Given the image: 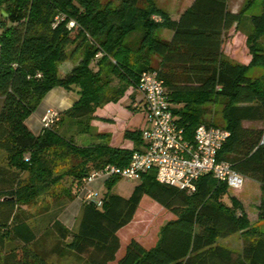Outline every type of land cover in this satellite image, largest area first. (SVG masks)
Listing matches in <instances>:
<instances>
[{
  "label": "trees",
  "instance_id": "16d2710c",
  "mask_svg": "<svg viewBox=\"0 0 264 264\" xmlns=\"http://www.w3.org/2000/svg\"><path fill=\"white\" fill-rule=\"evenodd\" d=\"M118 2L0 0V150L9 158V164L0 165L2 264H50L49 253L66 252L83 264H264V231L252 226L237 197L226 202L228 185L211 175L188 191L159 182L154 172L145 174L129 197L111 193L102 207L84 204L77 229L54 220L55 245L49 251L39 247L24 205L37 202L61 178L60 165L69 162L67 173H62L76 183L108 163L127 164L143 143L141 130L127 129L125 136L136 142L134 148L104 141L80 145L55 126L92 118L98 107L118 98L109 94L112 75L137 86L144 70H156L164 80L187 137L192 138L200 124L230 130L219 158L260 183L258 209L264 221V126L243 124L264 123V73L248 74L250 66H264V11L249 17L252 60L244 65L223 51L227 31L243 18L242 12L229 9L228 0H194L178 19L156 0ZM163 28L173 31L171 39L156 35ZM76 56L79 63L61 76L60 64ZM155 57L158 67L153 66ZM55 87L75 92L77 101L53 126L36 134L27 119ZM209 104L223 106L224 121L208 117ZM27 152L29 163L24 161ZM144 195L175 218L163 226L156 246L147 248L132 239L117 260L118 232L133 220ZM236 233L242 236L240 251L220 243Z\"/></svg>",
  "mask_w": 264,
  "mask_h": 264
},
{
  "label": "rangeland",
  "instance_id": "374dc122",
  "mask_svg": "<svg viewBox=\"0 0 264 264\" xmlns=\"http://www.w3.org/2000/svg\"><path fill=\"white\" fill-rule=\"evenodd\" d=\"M110 1L114 5L119 3L118 0H100L103 5ZM191 1L156 0L158 6L169 12L173 18H176V14L188 6ZM231 2L233 7L242 12L243 18L240 25H235L230 31H227L223 51L229 59L248 65L252 60V53L247 42L248 33L251 30L249 17L250 15H259L264 11V0H231ZM172 33L173 31L170 29H160L156 32V35L170 39ZM133 39H135V35L132 36ZM261 40L264 42V36L261 37ZM69 47L72 48V46ZM158 62L159 58L155 57L153 66L158 67ZM263 73V65L250 66L248 71V74L253 77L260 76ZM109 94L118 96V98L98 107L94 116L88 120L86 118L81 122H66V126L62 128L63 132L68 137H73L74 141L80 145H91L104 141L115 146L134 148L136 142L126 138V130L142 131L147 126L145 111L134 109L132 106L134 100L140 97L138 88L136 85L112 75ZM2 103L0 98V109ZM209 107L210 114L208 117L210 119L218 122L224 121L222 105L209 104ZM60 124L61 121L55 127H59ZM100 134L107 135L105 140L101 138ZM29 159L30 156L27 152L24 155V161L29 163ZM3 164H9V158L4 151L0 150V165ZM68 169L69 162L61 164L57 169V173H61V178L50 186L47 193H41L37 202L24 205L27 213L31 215L30 223L38 234L39 247L47 248L48 251L56 243V234L53 231L54 220L59 219L73 229L78 228L80 221V207L78 203L74 202L78 198L79 192L75 180H72L71 176L62 173H67ZM23 175L26 177L27 173ZM139 182L140 180L118 178L112 185L106 183L101 190V195L107 196L111 193H118L129 197ZM228 193L226 202L229 203L232 196L237 197L243 204L244 211L248 215L252 226L264 231V221L260 219L258 209L263 194H260L257 186L245 179L243 188L238 190L229 189ZM173 218H175V215L171 211L153 200L149 195H144L133 220L118 232L121 239V248L118 251L117 260L124 256L127 245L132 239L138 240L147 248L156 246L160 241L163 226ZM219 241L236 251H240L242 248L240 233L221 238ZM48 262L50 264H83V261L72 252H66L64 255L49 253ZM0 264H2V258H0Z\"/></svg>",
  "mask_w": 264,
  "mask_h": 264
},
{
  "label": "built area",
  "instance_id": "2783aa9c",
  "mask_svg": "<svg viewBox=\"0 0 264 264\" xmlns=\"http://www.w3.org/2000/svg\"><path fill=\"white\" fill-rule=\"evenodd\" d=\"M137 88L140 97L132 106L145 111L147 126L142 130L143 143L133 151L127 164L108 163L90 170L75 183L83 204L103 206L105 196L91 187L98 179L103 183L113 178L141 180L151 172L159 182L188 191H195L197 181L205 175L225 182L229 189L238 190L244 186L245 176L230 162L219 158L229 139V129L200 124L189 138L177 123L167 87L158 71L144 70ZM59 117L58 111L48 108L41 118L43 127L53 126Z\"/></svg>",
  "mask_w": 264,
  "mask_h": 264
},
{
  "label": "crops",
  "instance_id": "0c3cea01",
  "mask_svg": "<svg viewBox=\"0 0 264 264\" xmlns=\"http://www.w3.org/2000/svg\"><path fill=\"white\" fill-rule=\"evenodd\" d=\"M194 0L191 1L190 4H188V6H186L184 9H182L178 14H176V18H173V16H171L173 19H178L180 17V15L189 7L191 6V4L193 3ZM228 7L231 11L233 12H239L240 10L238 8H235L232 6V2L231 0H228ZM169 13V12H168ZM170 14V13H169ZM234 27V26H233ZM232 27V28H233ZM231 28V29H232ZM163 29H167V28H163ZM230 29V30H231ZM229 30V31H230ZM173 36V33H172ZM171 36V38H172ZM226 36V35H225ZM264 36V35H263ZM170 38V39H171ZM225 41V40H224ZM261 43L264 46V42L261 40ZM224 46V44H223ZM224 48V47H223ZM80 58L78 56H76L74 59H69L63 63L60 64L59 66V73L61 76H65L66 74H68L72 68L79 63ZM77 101V94L73 91H68L62 87H55L53 88L51 91H49L47 93V95L43 98L40 106L38 107L37 111L35 113H33L28 119H27V124L29 125V127L31 129H33V132H35L36 134L40 133V131H42V115L44 114V112L48 109V108H52L56 111H58L59 113H61L62 111H64L65 109L71 107L75 102ZM245 127H258L261 128L264 126L263 122H258V121H244L243 122ZM66 125L65 123H61L59 128H64ZM105 131V130H104ZM246 180H249L251 182V184H254L255 186H257V189L259 190L260 194L262 193L261 190V186L260 183L257 182L255 179L251 178V177H247L245 176ZM106 183H103L102 180L98 179L96 180L94 183H92L91 187H93L94 189H97L101 192V190L103 189L104 185ZM243 188V187H242ZM261 190V191H260ZM261 201V200H260ZM75 203H78L79 207H80V211H82V207H83V202L81 197H78L76 199V201H74ZM260 203V202H259ZM259 205V204H258ZM81 215V213H80Z\"/></svg>",
  "mask_w": 264,
  "mask_h": 264
}]
</instances>
